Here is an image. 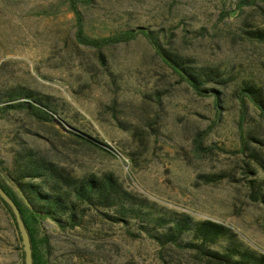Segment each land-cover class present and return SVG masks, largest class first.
I'll return each instance as SVG.
<instances>
[{
	"label": "rangeland",
	"instance_id": "obj_1",
	"mask_svg": "<svg viewBox=\"0 0 264 264\" xmlns=\"http://www.w3.org/2000/svg\"><path fill=\"white\" fill-rule=\"evenodd\" d=\"M70 1L0 0V95L49 96L62 120L60 126L42 123L1 103L0 159L9 161L24 144L77 176L112 173L129 192L223 224L264 253V201L251 199L243 161L231 152L239 144L234 90L247 79L264 87V47L244 40L242 23L250 18L264 28V17L247 11L221 20L233 9L224 0H77L89 38L149 29L167 35L171 47L199 66L230 76L218 89L225 94L218 122L213 99L181 83L143 38L102 50L79 44ZM260 122L251 106L247 127ZM67 130L90 136L110 153L72 140ZM89 221L75 231L44 226L53 264H204L184 251L163 252L146 237L133 239L98 217ZM20 239L0 203V264H22Z\"/></svg>",
	"mask_w": 264,
	"mask_h": 264
},
{
	"label": "trees",
	"instance_id": "obj_2",
	"mask_svg": "<svg viewBox=\"0 0 264 264\" xmlns=\"http://www.w3.org/2000/svg\"><path fill=\"white\" fill-rule=\"evenodd\" d=\"M224 1L230 2L233 9L222 12L221 20L242 16L247 11L264 17V0ZM79 3L77 0L70 1L79 44L102 50L143 38L181 83H185L199 97L213 99L220 121L224 110L222 95L225 94L218 89L230 84V76L215 66H199L194 58L171 47L167 35L161 38L159 33L149 29L137 28L107 38H89L84 33ZM242 24L244 40L264 47V28L252 24L250 18L243 19ZM234 95L240 109L239 144L237 150L231 152L240 155L243 161L241 168L247 177L251 199L254 202L264 201V130L259 127L264 126V87L247 79L237 85ZM1 103H5L3 110L26 111L42 123L60 126L62 122L52 98L35 91L1 94ZM251 106L259 113L261 122L258 127H247ZM67 131L72 140L110 153L90 136L77 130ZM196 144L199 150H203L202 137L197 139ZM0 186L21 212L31 240L34 264H53L50 259L51 237L43 232L48 222L61 230L75 231L85 228L90 218L97 217L122 226L133 239L146 237L163 252L184 251L204 264H264V253L246 245L229 227L168 210L146 197L129 192L112 173L74 175L42 152L24 144L13 152L9 161L0 159ZM0 203L20 239L12 210L2 199ZM21 252L22 264H25L23 249Z\"/></svg>",
	"mask_w": 264,
	"mask_h": 264
},
{
	"label": "water",
	"instance_id": "obj_3",
	"mask_svg": "<svg viewBox=\"0 0 264 264\" xmlns=\"http://www.w3.org/2000/svg\"><path fill=\"white\" fill-rule=\"evenodd\" d=\"M0 199H2L10 207L12 213L14 214L17 230L22 240L25 264H34L31 240L29 233L26 229L25 223L22 219L21 212L18 206L15 204V202L8 196V194L3 190L1 186H0Z\"/></svg>",
	"mask_w": 264,
	"mask_h": 264
}]
</instances>
